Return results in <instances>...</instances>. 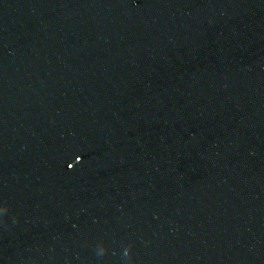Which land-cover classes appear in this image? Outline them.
<instances>
[{"label":"water","instance_id":"1","mask_svg":"<svg viewBox=\"0 0 264 264\" xmlns=\"http://www.w3.org/2000/svg\"><path fill=\"white\" fill-rule=\"evenodd\" d=\"M0 264H264V0H0Z\"/></svg>","mask_w":264,"mask_h":264}]
</instances>
